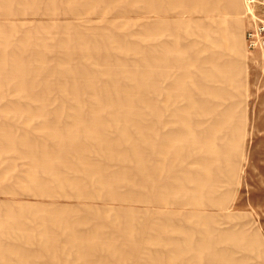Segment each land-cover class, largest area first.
Wrapping results in <instances>:
<instances>
[{
  "label": "rangeland",
  "instance_id": "1",
  "mask_svg": "<svg viewBox=\"0 0 264 264\" xmlns=\"http://www.w3.org/2000/svg\"><path fill=\"white\" fill-rule=\"evenodd\" d=\"M263 25L250 0H0V264H264Z\"/></svg>",
  "mask_w": 264,
  "mask_h": 264
},
{
  "label": "built area",
  "instance_id": "2",
  "mask_svg": "<svg viewBox=\"0 0 264 264\" xmlns=\"http://www.w3.org/2000/svg\"><path fill=\"white\" fill-rule=\"evenodd\" d=\"M251 2H257L264 9V0H250ZM248 40L251 47L258 46L264 43V25L260 26L248 33Z\"/></svg>",
  "mask_w": 264,
  "mask_h": 264
},
{
  "label": "bare ground",
  "instance_id": "3",
  "mask_svg": "<svg viewBox=\"0 0 264 264\" xmlns=\"http://www.w3.org/2000/svg\"><path fill=\"white\" fill-rule=\"evenodd\" d=\"M231 42H232V45L236 48V42H235V40L233 39Z\"/></svg>",
  "mask_w": 264,
  "mask_h": 264
},
{
  "label": "crops",
  "instance_id": "4",
  "mask_svg": "<svg viewBox=\"0 0 264 264\" xmlns=\"http://www.w3.org/2000/svg\"><path fill=\"white\" fill-rule=\"evenodd\" d=\"M229 34H230V33H229ZM232 36H235V32L232 34ZM233 38H234V37H232V40H233ZM232 40H231V41H232ZM231 41L229 40V42H231Z\"/></svg>",
  "mask_w": 264,
  "mask_h": 264
}]
</instances>
